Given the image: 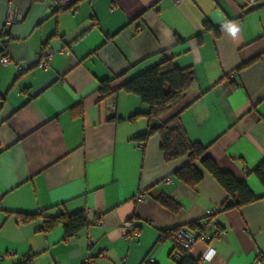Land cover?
<instances>
[{
    "label": "crops",
    "instance_id": "obj_1",
    "mask_svg": "<svg viewBox=\"0 0 264 264\" xmlns=\"http://www.w3.org/2000/svg\"><path fill=\"white\" fill-rule=\"evenodd\" d=\"M8 1L0 0V56L13 60L0 64V264H175L170 238L157 239L196 221L227 232L196 242L191 258L213 248L205 264H264V185L248 173L264 158V0H77L76 13ZM164 56L192 66L194 83L164 115L129 120L148 105L122 84ZM105 80L110 97L100 92ZM176 112L189 138L260 199L207 215L227 200L212 175L203 170L191 188L175 176L186 156L166 161L159 134L137 139ZM160 193L179 209L158 202ZM78 210L89 224L75 236L61 225L42 230L45 216ZM17 212L40 217L21 222ZM130 227L139 236L126 239Z\"/></svg>",
    "mask_w": 264,
    "mask_h": 264
},
{
    "label": "trees",
    "instance_id": "obj_2",
    "mask_svg": "<svg viewBox=\"0 0 264 264\" xmlns=\"http://www.w3.org/2000/svg\"><path fill=\"white\" fill-rule=\"evenodd\" d=\"M204 29L218 31L217 27L209 21L204 22ZM195 79L196 73L192 66H179L174 63L172 58L164 56L160 62L127 79L122 84L123 90L138 95L142 102L148 105L146 113H135L129 117V120L134 121L141 115H146L150 120L164 115L186 96ZM115 91L111 88L109 80L102 81L100 92L103 97H110ZM0 96L3 97L1 94ZM154 134L160 136V146L166 161H172L183 156L188 158V162L175 172L178 180L191 188H195L203 180L204 171L212 175L227 193V200L222 205L223 209L240 208L261 198V196H256L244 181L238 180L228 171L221 170L216 162L206 154V145L189 138L179 112L169 115L159 125L150 123L147 130L138 135L137 139L146 142ZM248 173L254 174L264 185V158ZM155 198L172 212L179 209V204L165 193H160ZM15 214L21 222H29L40 217V213L17 212ZM88 224L89 219L84 210L62 211L55 216H45L42 230L49 232L61 225L65 232V238L68 239L75 236ZM201 226L202 222L196 221L187 226L163 230L157 242L170 238L172 232L180 227L195 230ZM175 264H199V260L191 258L188 253Z\"/></svg>",
    "mask_w": 264,
    "mask_h": 264
},
{
    "label": "built area",
    "instance_id": "obj_3",
    "mask_svg": "<svg viewBox=\"0 0 264 264\" xmlns=\"http://www.w3.org/2000/svg\"><path fill=\"white\" fill-rule=\"evenodd\" d=\"M175 3L178 0H173ZM13 2L11 0L8 1V6L11 7ZM48 6L51 9L56 10H71L73 13L78 12L77 8V0H48ZM16 20L15 16H9L7 19V23L10 24ZM141 28H137L139 32ZM60 51L68 53V49L66 47L62 48ZM56 51L54 49H50L44 53L41 57V54L38 55V63L41 67H47L50 59L54 55ZM13 62L11 56L8 53L0 56V64L1 65H9ZM20 68L24 70L23 66L20 65ZM235 76V73L232 74ZM111 110L115 109L114 103H111ZM166 184H172L174 179L172 177H167L165 179ZM146 195L140 193L136 196L137 201H144L146 199ZM223 208L221 206H216L206 210L208 216H213ZM214 231L212 233L207 232V224L202 222L201 228L190 230L186 227H180L172 232L170 236V240L172 241V247L170 250V258L176 263L180 261L186 254L189 253L194 244L198 241L209 243L212 240L220 239L223 235L226 234L227 230L225 227H219L216 223L213 224ZM130 231L125 235L126 239L131 236H139V230L137 228L130 227ZM12 254L13 251H10ZM215 253L213 248H210L208 253L199 259V264H205ZM126 258H120L116 261L115 264H125ZM261 263V260H258ZM15 264H35V261L31 257H25L21 261L16 262Z\"/></svg>",
    "mask_w": 264,
    "mask_h": 264
},
{
    "label": "rangeland",
    "instance_id": "obj_4",
    "mask_svg": "<svg viewBox=\"0 0 264 264\" xmlns=\"http://www.w3.org/2000/svg\"><path fill=\"white\" fill-rule=\"evenodd\" d=\"M171 241V240H170ZM171 244H172V241H171Z\"/></svg>",
    "mask_w": 264,
    "mask_h": 264
}]
</instances>
